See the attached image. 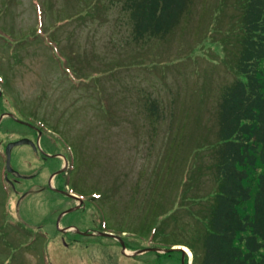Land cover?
I'll use <instances>...</instances> for the list:
<instances>
[{"label":"rangeland","instance_id":"obj_1","mask_svg":"<svg viewBox=\"0 0 264 264\" xmlns=\"http://www.w3.org/2000/svg\"><path fill=\"white\" fill-rule=\"evenodd\" d=\"M238 1L195 0L166 39L139 42L123 0H0V77L9 107L50 128L44 145L70 159L69 174L50 179L55 190L47 182L64 159L46 164L29 147H15L12 167L37 176L13 188L0 155V264H182L178 251L126 255L120 241L99 233L124 237L128 253L175 240L196 247L203 224L195 213L209 205L194 197L214 186L207 147L216 138L221 92L234 79ZM153 100L158 117L149 112ZM8 124L18 131L0 132V143L27 132ZM190 165L184 185L199 186L181 201ZM69 191L83 205L61 217L78 204ZM59 219L80 232H61Z\"/></svg>","mask_w":264,"mask_h":264},{"label":"trees","instance_id":"obj_2","mask_svg":"<svg viewBox=\"0 0 264 264\" xmlns=\"http://www.w3.org/2000/svg\"><path fill=\"white\" fill-rule=\"evenodd\" d=\"M194 3L123 0L122 10L132 21L133 38L141 42L151 37L166 39L191 15ZM238 4L242 37L231 70L234 79L221 92L216 138L207 147L214 186L194 197L209 205L203 213H195L202 217L203 229L194 234L196 247L188 240L171 243L189 247L192 264H264V0H239ZM158 110L157 102L151 101L150 114L158 117ZM190 167L181 178V201L187 188L199 186L184 185ZM180 205L175 210L184 203ZM196 248L201 251L196 253Z\"/></svg>","mask_w":264,"mask_h":264},{"label":"flooded vegetation","instance_id":"obj_3","mask_svg":"<svg viewBox=\"0 0 264 264\" xmlns=\"http://www.w3.org/2000/svg\"><path fill=\"white\" fill-rule=\"evenodd\" d=\"M1 83L2 84L4 83V79H2V78H0V86H1ZM9 104H10V101L6 95V89H5V87L1 86L0 87V132H5L9 135H12V134H14V132L18 131V130H16V128L11 127L8 124L9 122L16 124V127L18 125V126H22L23 128H26L27 132L25 131V133H24L23 131H21L20 132L21 137L15 138L13 140H9L5 144L1 142L0 143V153H2V154H0V155H3L4 158L7 159V150H6L7 144L9 142H12V141L20 140L22 138H28L34 143V145L31 142H29V143H24L20 146L29 147L33 151L35 156L42 159L43 162H45L46 164L47 163L51 164L52 160L56 159V158L64 159L60 152H58V153H56L55 151L51 152L44 145V140L46 143V139L44 138V135L46 133L45 131L49 130L50 128H47V126L45 127V125L42 123L35 124L34 122H32L33 120H31V119L27 120V119L22 118L21 116L20 117L17 116L16 113H14L13 110H11V108L9 107ZM7 108H9V109L7 110ZM17 146H19V145H16L12 148L11 158H12V152L14 151L15 147H17ZM52 149H54L53 146H52ZM51 153L59 154V155L52 156ZM66 162H69L68 156H66V159H64V161H63V163L65 164L66 170L62 171L60 173H58V172L54 173V172H56V170H54L52 173H50V177H49L48 182H47L48 185H50V182H51L50 179L51 178H52V180L54 179V182L56 184V182L61 178V176L66 177V175L68 173V171H67L68 168L66 166ZM6 174L7 175H5V176L8 177L7 183L9 185H20L22 180L30 179L31 177H29V176H31V175L37 176V174H22V172H19V171L15 170L14 168H13V171L7 172ZM21 196H22V193H21ZM121 249H122V247H121Z\"/></svg>","mask_w":264,"mask_h":264},{"label":"water","instance_id":"obj_4","mask_svg":"<svg viewBox=\"0 0 264 264\" xmlns=\"http://www.w3.org/2000/svg\"><path fill=\"white\" fill-rule=\"evenodd\" d=\"M29 142H31L33 145H34V143L30 140V139H28V138H22V139H20V140H17V141H13V142H10V143H8L7 144V148H6V150H7V162H6V165H7V168H8V171H13V168L11 167V150H12V148L14 147V146H16V145H22V144H24V143H29ZM62 171H64V168L63 169H61L60 171H58V173H60V172H62ZM50 186H51V188H53V189H55V190H58V189H56L53 185H52V182H50ZM13 187L15 188V186L13 185ZM69 196H71V197H75V198H77V199H80L81 201H80V203L82 202V199L81 198H79L78 196H76V195H73V194H71V193H69ZM78 207H80V204L78 205V206H76V207H72L71 209H68V210H66V211H64L62 214H61V217L65 214V213H67V212H69V211H73V210H75V209H77ZM61 219V218H60ZM60 219H59V221H58V227H59V229L61 230V231H63V232H65V231H68V230H73V231H78V232H80L76 227H74V226H68V227H64V228H61L60 227V224H59V222H60ZM89 232H85L84 234H88ZM90 234V233H89ZM100 235H103V236H110V237H115L116 239H118V240H120V242H121V244H122V252L123 253H125L126 255H138V254H140V253H142L143 251H151V250H158L159 252H172V251H180L181 253H182V264H186V262H185V258H186V253H187V251H186V249L184 248V247H182V246H173V247H170V248H162V249H160V248H147V249H142V250H140V251H137V252H133V253H128L127 252V250H126V244L124 243V240L120 237V236H117V235H114V234H111V233H107V232H101V233H99Z\"/></svg>","mask_w":264,"mask_h":264},{"label":"bare ground","instance_id":"obj_5","mask_svg":"<svg viewBox=\"0 0 264 264\" xmlns=\"http://www.w3.org/2000/svg\"><path fill=\"white\" fill-rule=\"evenodd\" d=\"M189 253H190V251L187 249L188 247H184Z\"/></svg>","mask_w":264,"mask_h":264}]
</instances>
